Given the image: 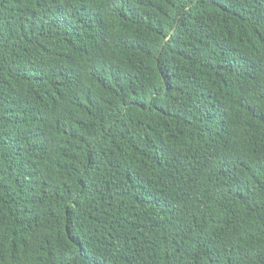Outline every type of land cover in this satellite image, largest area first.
<instances>
[{
  "label": "trees",
  "instance_id": "1",
  "mask_svg": "<svg viewBox=\"0 0 264 264\" xmlns=\"http://www.w3.org/2000/svg\"><path fill=\"white\" fill-rule=\"evenodd\" d=\"M0 264H264V0H0Z\"/></svg>",
  "mask_w": 264,
  "mask_h": 264
}]
</instances>
